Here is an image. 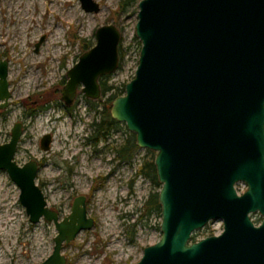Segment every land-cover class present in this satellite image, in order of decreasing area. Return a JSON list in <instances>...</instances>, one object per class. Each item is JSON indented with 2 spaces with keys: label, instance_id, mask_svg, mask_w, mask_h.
<instances>
[{
  "label": "water",
  "instance_id": "obj_1",
  "mask_svg": "<svg viewBox=\"0 0 264 264\" xmlns=\"http://www.w3.org/2000/svg\"><path fill=\"white\" fill-rule=\"evenodd\" d=\"M78 1L87 13L99 11L92 0ZM94 36L95 46L66 73V107L80 84L87 99L98 100L99 79L119 68V30L106 25ZM135 37V75L110 117L138 149L153 153L160 184L161 237L136 264H264V0H141ZM7 73L1 61L0 111L10 98ZM22 134L15 123L0 145V171L18 188L29 223L54 226L52 253L40 264H67L62 251L94 219L85 196L62 218L48 206L36 183L38 162L14 160ZM51 143L42 136L40 149ZM213 221L222 222L220 235L191 240Z\"/></svg>",
  "mask_w": 264,
  "mask_h": 264
},
{
  "label": "rangeland",
  "instance_id": "obj_2",
  "mask_svg": "<svg viewBox=\"0 0 264 264\" xmlns=\"http://www.w3.org/2000/svg\"><path fill=\"white\" fill-rule=\"evenodd\" d=\"M14 1L17 0H0V30H11L15 22L16 28H20L21 21L16 17L23 9L32 20L19 45L24 62L15 63L19 51L16 46H0V62H7L10 93L8 107L0 111V145L9 141L15 123L23 125L14 160L20 166L29 160L38 162L36 183L48 206L59 212L61 218L69 214L77 196L86 197L87 216L94 219V227L82 231L64 248L62 253L67 264H136L144 248L161 237L160 213L137 222L149 195L160 189V184L155 186L135 176L142 162L154 155L137 149L130 163H119L115 149L133 134L118 122L116 130H111L108 136L97 142L88 141L94 132L92 123L101 121L102 112L110 114L111 105L103 104L113 91L100 94V98L93 101L83 95L80 84L70 107L64 105L61 92L67 81L66 73L82 54L95 46V31L113 25L121 35L119 68L101 77L99 83L114 87L122 93L120 96L125 94V85L134 78L141 48L135 37L141 0H92L99 6L97 13L85 12L78 0L67 3L18 0V4ZM73 9L79 14L75 20L68 18ZM49 37L56 40L53 49L56 55L48 49ZM41 39L36 51L35 45ZM26 62L36 65L29 69L24 66ZM12 69H19L14 80L10 78ZM33 75L37 83H29ZM39 107L46 109L30 117ZM46 134L51 136L52 143L50 150L43 152L40 139ZM236 189L238 194L246 190L243 184ZM18 197V188L6 172L0 171V264H40L52 253L57 233L54 226L44 220L29 223ZM251 218L256 225L260 223L258 215ZM222 231V222L213 221L193 235L199 241L218 236Z\"/></svg>",
  "mask_w": 264,
  "mask_h": 264
},
{
  "label": "trees",
  "instance_id": "obj_3",
  "mask_svg": "<svg viewBox=\"0 0 264 264\" xmlns=\"http://www.w3.org/2000/svg\"><path fill=\"white\" fill-rule=\"evenodd\" d=\"M101 96L105 95L107 92L113 91L112 95L104 102L103 106H110L113 100L119 97L122 93H119L114 87L107 86L105 83L100 85ZM46 107H39L37 111H32L30 117L36 116L39 112H43ZM101 113V112H100ZM102 119L100 122H93L94 132L92 139L97 142L99 138L108 136L109 132L116 130V122L111 119L109 113L102 112ZM138 147L135 143L134 135H130L129 139L124 141L118 149H115L116 159L119 163H130L134 158ZM154 157H151L148 161L142 162L140 167L135 173L136 177H143L151 182L153 185H159L156 177L155 167L153 163ZM158 193H152L149 195L148 199L143 205V212L140 218L137 220L139 222L143 217L151 216L154 213H160V207L158 205ZM191 240L195 242L194 235L191 236Z\"/></svg>",
  "mask_w": 264,
  "mask_h": 264
},
{
  "label": "bare ground",
  "instance_id": "obj_4",
  "mask_svg": "<svg viewBox=\"0 0 264 264\" xmlns=\"http://www.w3.org/2000/svg\"><path fill=\"white\" fill-rule=\"evenodd\" d=\"M61 1L63 3H67L68 2V0H61ZM14 2H16L18 4L19 1L17 0V1H14ZM51 4H52V2L49 3V5H51ZM78 16H79L78 12L75 9H73L72 14L70 16L68 15V18L69 19L72 18V20H75V19L78 18ZM16 18H19L18 20L21 21L20 22L21 23L20 28H16V22H15V24L13 25V27L11 28V30H9V31H6V30L5 31H1L0 30V46H10V45H14V46H16V49L18 48V50H19L18 51V54L16 56L18 58H15V63L16 62H19L21 60H23V62H24V59L25 58H24L22 52L20 51L19 45H20L21 36L24 34V32L26 31L27 27L29 26V24L31 23V20H32V18L29 16V14H27V10H24V9H23V12L19 16H17ZM16 21H17V19H16ZM65 22H67V21H65ZM55 33H56L55 35L57 36L59 34L58 30H56ZM48 41H49L48 42V49L51 50V53L53 52V54L56 55V51L53 50L54 49V45L56 43V40L54 38H52V37H49ZM16 49H14V50H16ZM50 56H51V54H50ZM35 65H36L35 63H31V62L24 63V66H26V67L29 66L28 67L29 69H32V67L35 66ZM17 71H19V69H12L11 74H10V78L12 80H14V78H15V76L17 74ZM29 71L30 70H28L26 72V74L27 73L29 74ZM29 83H37L36 82V78H35L34 75H33V78H30V82Z\"/></svg>",
  "mask_w": 264,
  "mask_h": 264
},
{
  "label": "flooded vegetation",
  "instance_id": "obj_5",
  "mask_svg": "<svg viewBox=\"0 0 264 264\" xmlns=\"http://www.w3.org/2000/svg\"><path fill=\"white\" fill-rule=\"evenodd\" d=\"M89 142H93L94 140L92 139V136H90V139L88 140Z\"/></svg>",
  "mask_w": 264,
  "mask_h": 264
}]
</instances>
